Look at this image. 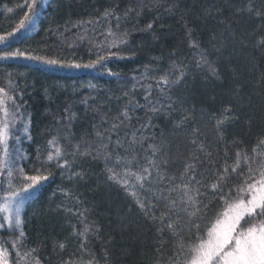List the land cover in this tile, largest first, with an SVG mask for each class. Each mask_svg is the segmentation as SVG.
Instances as JSON below:
<instances>
[{"label": "trees", "instance_id": "16d2710c", "mask_svg": "<svg viewBox=\"0 0 264 264\" xmlns=\"http://www.w3.org/2000/svg\"><path fill=\"white\" fill-rule=\"evenodd\" d=\"M225 1L242 11H226L217 0H0V89L10 97L7 153L0 144V246L9 264H186L225 207L211 185L224 175L225 198L235 199L247 178L243 160L231 171L236 154L252 157L256 169L264 139V76L258 86L263 102L252 99L250 110L258 109L245 117V136L233 124L241 113L231 98L218 103L225 92L240 103L250 99L242 86L247 75L232 84L234 62H227L233 73L222 70L218 53L230 44L243 41L231 50L250 54L257 69L251 79L264 73V5ZM67 3L73 9L58 20ZM37 17L34 32L19 37ZM149 37L150 47L144 45ZM207 74L223 79L209 86L215 100L190 98L198 77ZM4 122L0 111V127ZM99 174L131 206L129 214L137 212L153 243L125 242V252L110 254L104 209L91 206L94 196L83 183ZM32 176L48 178L29 187ZM184 185L201 201L194 216L183 202ZM28 189L34 194L25 199ZM49 205L67 222L50 233L40 216Z\"/></svg>", "mask_w": 264, "mask_h": 264}, {"label": "snow or ice", "instance_id": "6c2138e0", "mask_svg": "<svg viewBox=\"0 0 264 264\" xmlns=\"http://www.w3.org/2000/svg\"><path fill=\"white\" fill-rule=\"evenodd\" d=\"M148 27L150 28L151 25ZM49 63H55V61H49ZM163 82L168 83L167 80ZM0 93H3V96H0V111H3L5 115V122L0 127V144L4 145L5 153H7L8 108L5 105V98L10 99V97H7V93H4L3 89H0ZM257 147L261 148V151L257 153L261 159L256 162V169H253L251 163H249L253 160L252 157L243 153L236 154L235 166L232 167L231 171L236 172L241 167V160H243L247 164V178L244 179L242 185L237 186L235 199L228 200L225 198L221 186V181L225 180L224 175H220L217 182L211 185L212 194L219 195L220 199L224 200L225 207L217 215L212 226L206 230V233L198 237L199 243L189 250L191 256L186 264H264V139L259 141ZM254 151L256 150L254 149ZM59 155L60 150L57 149L56 156ZM48 159L52 160L53 156L49 155ZM192 167L189 166V168ZM225 172H228L227 168ZM240 174H244L243 170ZM47 178L46 176L29 177L32 181L29 187H33ZM113 178L114 176L109 177V179ZM136 179L142 181L144 177L137 176ZM192 179H195V176H192ZM141 186L143 185L141 184ZM184 188L187 191L183 193V196L186 197L183 202L192 207L193 211L190 215L194 216L200 210L197 205L201 201H198L196 196L189 195L191 189L188 185H184ZM131 195L135 196L136 193L133 192ZM196 195L206 194L200 193L199 189H196ZM228 195H231V193ZM137 203L140 204L142 209L145 208V205L139 200H137ZM172 203L175 204V201ZM185 211H187V208ZM167 227L173 229L172 224H168ZM60 247H63V245H60ZM7 257V249H0V264H9Z\"/></svg>", "mask_w": 264, "mask_h": 264}, {"label": "rangeland", "instance_id": "374dc122", "mask_svg": "<svg viewBox=\"0 0 264 264\" xmlns=\"http://www.w3.org/2000/svg\"><path fill=\"white\" fill-rule=\"evenodd\" d=\"M221 2L223 4V7H225L224 5L228 6L226 11H229V12L232 11V13H233V11L235 13L242 11V10H238L237 6H235V5L234 6L233 5H230V6L227 5L225 0H217V3H221ZM262 2L264 5V0H262ZM70 5H71L70 3H67V4H64L61 6V14H60L61 16L58 17V20H61V18L67 17V14H69L71 12V10L73 8H70ZM193 5H195L194 2L191 3V6H193ZM201 11L204 14V12H203L204 9ZM211 11H215V10L211 9ZM216 11H218V10H216ZM37 23H38V17L33 18L28 23V25L21 31L19 37L31 35L34 32ZM239 25H240V22H238V25H236L235 29L238 28ZM240 34H241V36H245L246 39H250V37H247L245 35V31H241ZM152 40H153V38H151V37L147 38V40L144 42V45H148L150 47V44H151L150 42H152ZM242 42L241 41L237 42L236 45L232 43L227 48H225L227 53L230 52V55L223 54V52L225 53V50L222 53H218V54H219L220 58L224 59V61H225L224 62L225 66L222 67L224 74H228V71H230L231 73L234 72V74H230L229 77L227 78L228 83L233 84V80L234 81L239 80L243 74L247 75V79H246L247 83L245 82V84L242 86H243V88L247 89L246 92H247V95L250 99H248L247 102L240 103L238 101V99H239L238 95L232 94V97H231V93L225 92L223 94L224 98H221L219 100L220 102H218V103L220 104L223 101V99H225L227 97L231 98L230 100H232L234 102V105H235L237 111L241 113L239 115L238 114L235 115L233 124H234V126L237 125L236 132L245 136V134L248 133V131L245 132V126H246L245 121H244L245 117L249 116L248 115L249 113L251 114L258 109V106H255L254 108L252 107L253 109L250 110L252 103L255 105V102H252V99H256V100L260 99V101L263 102V99L261 97H259L260 92L258 90V86H259V80L261 81L262 77L264 76V73L263 74L259 73L260 78L258 79V81L251 79V75H252L253 71H255L256 68L252 67V61H251L252 58H251V56L249 57L250 54H248V52L245 55L242 53H235V52L233 53L232 51H234V50H231L232 46L235 47L239 43H242ZM245 42H246L245 44L247 45V47L249 49H250L249 45H251V49H254L256 44H254L253 41L252 42L245 41ZM227 62L228 63L234 62L238 71L233 70V72H232V69L229 68V65ZM256 71H257V69H256ZM247 72H248V74H247ZM213 80L217 83H221L223 81L222 77L215 78V77L211 76L210 74H207V78H205V79H203L199 76L198 79L196 80L195 86H194V88H196V91H195L196 96L190 90L189 91V97L194 98L195 100H198V97L201 98V96H202V97H206V99H208V100H215L216 97L212 96L210 94V93L214 92V90H213V88L209 87ZM254 87H255V89H253ZM36 89H37V87H36ZM56 92H57V94L59 93V91H56ZM217 93H220V92L218 91ZM57 94H55V95H57ZM68 98H69L68 96H64L63 101L67 102ZM110 98H111V96H110ZM241 109H244L246 111L243 112ZM39 111L43 115L46 114L45 110L40 109ZM47 118L49 120L51 119L50 116H47ZM256 118L257 117L252 116L251 119L253 122L256 123V121H257ZM254 135H255V133H254ZM254 135H252V136H254ZM232 145H233V143H232ZM100 177H101V174H99V177H94V178L90 179V181H88L86 179V176H85L83 183L85 181L84 185L85 184L88 185V189L91 191V194L94 196V198H93L94 201L90 202L91 206H94L95 204H97V206L104 209L100 215V217H102V234L104 237L103 239H106V241H107L106 247H107L108 251L110 252V254L112 255L115 251H117L118 253H119V251L120 252L124 251V249H125L124 246L126 245L125 242L127 243V242H131V241H138L139 247L141 244L148 245L151 242L153 243V237L154 236H152V238L147 242L146 232L148 231L149 228L140 220L137 212L134 211L133 212L134 215H131L132 213L129 214L131 206L130 207L128 206V204L126 203V200L123 198L122 195H120L118 192H116L112 188H108L106 186L107 184L102 182ZM86 182H88V183H86ZM84 190H87L85 188V186H84ZM33 194H34V189H28L24 192L23 196L25 199H30L33 196ZM122 209H124L125 212L122 213ZM55 213H57V211H56L55 207L53 208V207H51V205L46 206L44 208V210L40 213V216L41 215L43 216L42 224L44 225L45 229L49 230V233L65 226L67 224L64 216L56 215ZM136 218H137V222L139 224L133 223L132 220H135ZM110 219H111V222H110ZM127 231H129L130 233L132 232L131 233L132 234L131 239L130 238L127 239V237H125V239H124L122 237L124 234H127ZM113 235H114V237H113ZM0 249H5V248H2L0 246Z\"/></svg>", "mask_w": 264, "mask_h": 264}]
</instances>
